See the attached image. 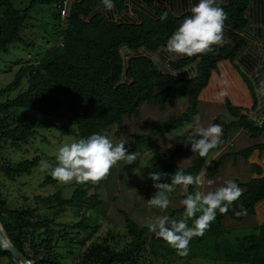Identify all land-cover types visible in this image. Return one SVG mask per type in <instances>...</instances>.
<instances>
[{"label":"trees","instance_id":"trees-1","mask_svg":"<svg viewBox=\"0 0 264 264\" xmlns=\"http://www.w3.org/2000/svg\"><path fill=\"white\" fill-rule=\"evenodd\" d=\"M146 1L155 9L156 16L142 15L140 22H116L102 12L105 7L103 0H81L69 4L65 18L61 15L62 0H31L24 9L16 7L14 0H0L2 51L9 52V46L18 42L29 46L22 32L30 18L29 10L37 4L51 6L52 22L56 29L55 44L40 58L21 65L14 80L0 89V96L5 97L20 89L24 82L27 84L13 98L6 96L0 100V148L2 142H9L20 148L38 135L39 129L51 128L81 139L93 133L107 135L116 126V135L121 138L126 133L127 118L140 117L144 104H150L164 112L173 95L187 98L186 109L154 124L147 133L133 134L125 147L129 152L139 155L143 145H153L158 138L162 139L176 128L194 124V118L199 113L200 94L208 85L212 72L220 61L234 59L243 47L244 40L234 34L222 47L214 45L207 53L171 61V69L164 72L155 64L151 54L166 47L168 39L191 12L176 16L168 9L158 8L153 0ZM112 2L116 13L127 9L126 0ZM214 6L223 8L227 19L237 30L244 29L248 22L246 11L249 0H229L227 4L216 3ZM165 14L166 19H162ZM193 61H197L195 75L179 73ZM17 107L32 109L49 117L60 116L67 111L76 128L50 120L23 121L13 115V110ZM227 109L228 118L220 115L214 119V124L222 126L223 135L221 143L210 150L208 156L200 157L196 153L187 167L179 165L180 157L191 148L188 141L193 132L179 135L177 143L154 155L152 172L162 175L161 183H171L172 174L178 170H183L186 174H200L210 161L211 154L226 144L233 128H244L257 140L264 135V129L256 125L249 116L241 114L238 107L228 102ZM256 149L263 152L264 141L222 153L211 160L205 176L208 179L216 177L228 159L234 158L236 162L241 158L248 160ZM40 160V156L17 162L3 160L0 174L9 180H16L22 174H32ZM250 168L254 173L262 174V168L257 163L251 164ZM57 183L59 182L48 174L41 185ZM236 184L242 189V194L229 206L226 213L220 214L217 210L216 219L204 234L221 237L225 232L223 225L227 218L239 222L255 215L256 205L264 200V177ZM146 185L154 188L150 178ZM99 186L100 181L80 183L68 198L59 189L50 195H37L35 200L51 210V215L37 217L32 208L9 207L0 179V221L11 243L34 260L35 264H63L58 251L60 242L68 239L67 246L71 247L79 242L85 243L79 235L93 227L92 213L104 201L98 192ZM195 191L196 185L188 186L187 193L182 198ZM69 207L76 208L81 213L80 220L73 223L57 222L58 216ZM119 211L123 215L126 237L129 239L124 247L119 248L111 243L108 238L113 240L115 236L109 232L103 241L92 242L75 264H142L148 243V253L161 256L174 253V250H163L161 246L165 241L158 239L155 234L149 236L147 225H140L129 212L122 209ZM183 213L182 205L180 208L170 209L169 217L179 220ZM188 224L191 227L192 221L188 220ZM71 229L76 230L75 234L72 235ZM200 238L194 237L190 243ZM0 257H8L11 264H16L12 261L11 254L5 252L1 245ZM213 257L234 264H264V222L257 224L250 232L237 235L234 241L222 244L216 242Z\"/></svg>","mask_w":264,"mask_h":264},{"label":"rangeland","instance_id":"rangeland-1","mask_svg":"<svg viewBox=\"0 0 264 264\" xmlns=\"http://www.w3.org/2000/svg\"><path fill=\"white\" fill-rule=\"evenodd\" d=\"M31 0H14L16 7L24 9L30 4ZM51 6L48 4H37L34 8L29 10L30 18L27 21L22 35H25L26 41L29 46L23 43H13L9 46V52H4L0 49V89L12 82L15 74L21 65L35 61L40 58L47 49L55 44L54 32L56 31L53 24V17L50 12ZM127 58L128 55L124 54ZM27 87L26 82L20 87L9 93V98L16 96L21 90ZM5 96V97H6ZM5 97L0 96V100ZM186 101L185 97L173 96L172 100ZM142 115L138 118L131 117L126 119V133L118 138L116 135L117 128L112 127L108 132L113 143L121 140H131L133 134H143L150 130L160 116H156L157 111L150 104L142 106ZM185 108V104L180 102H170L167 107V112L173 113L174 110ZM166 113V112H165ZM14 117L21 118L26 122H40L50 120L58 124H64L73 129L76 128L75 123L69 112L62 115L45 116L38 111L17 107L13 110ZM227 118L229 115H226ZM202 120V119H201ZM201 124V121H200ZM193 127L184 126L178 127L171 133L183 134L192 130ZM176 134H170L165 138L159 139L153 145H143L141 153L137 156L136 161L132 164H126L124 161L118 162L110 171V174L100 180L98 192L103 198V205L93 211V227L87 232H81L79 238L85 240L84 244L80 242L73 247L67 246L68 239L60 242L58 251L61 255L63 264H75L81 258L84 250H86L92 242L103 241L109 232L114 233L115 239H109L111 243L119 248L124 247L129 240L126 237L124 218L120 209L129 212L132 217L138 219L140 224L147 225L149 221L158 215L149 216L146 214L148 211V200L155 195L158 190L150 188L146 185L149 178V173L152 172L153 157L157 153L163 151L170 145L175 144ZM79 138L74 135L65 133L56 128L39 129V134L31 138L29 143L23 144L20 148L12 146L9 142H2L0 148V165L3 160L20 161L23 159H31L35 156H40L41 160L38 166L33 170L32 174H22L16 180H9L3 174H0L2 182V191L7 198V203L10 208H32L35 210L37 217H43L46 214L51 215V210L45 205L37 202L35 196H46L56 192L58 189L62 191L65 197H70L75 187L80 184L75 181L70 183H57L42 186L43 180L48 174H51L52 167L56 166V156L59 147L66 143H71ZM238 148V147H236ZM194 154V155H192ZM196 153H193L191 148L184 156L186 161L179 159V165L188 166L191 164L192 159ZM41 161H47L50 167L42 170ZM246 178V177H245ZM246 180V179H240ZM213 183L217 182V178L212 179ZM212 183V184H213ZM205 187V190H202ZM188 186L177 185L172 194H168L171 201L169 208L163 214H170V209L182 207L180 201L182 195L187 193ZM197 190L208 192L206 185L197 186ZM152 211H150L151 214ZM157 212L158 214H161ZM184 214V213H183ZM183 214L179 219L183 218ZM259 220H264V202L258 208ZM164 215V214H163ZM81 213L76 208H67V210L58 216L57 222L73 223L79 221ZM151 219V220H149ZM149 220V221H148ZM259 224L254 216H249L243 221H224L225 232L221 237L214 235L204 234L198 240L189 244V254L186 257H181L177 254L176 250L170 247L166 242L161 246L163 250L168 252V249L174 250V253L161 256L160 254L148 253L149 243L146 245L145 258L142 264H234L224 260L214 259V249L216 242L222 244L227 241H234L237 235L252 231L255 226ZM59 227V226H58ZM72 230V235L76 230ZM154 233L149 231V236ZM72 251V253H71ZM13 261V259H12ZM14 262V261H13ZM15 263V262H14ZM0 264H11L8 257H0Z\"/></svg>","mask_w":264,"mask_h":264},{"label":"clouds","instance_id":"clouds-1","mask_svg":"<svg viewBox=\"0 0 264 264\" xmlns=\"http://www.w3.org/2000/svg\"><path fill=\"white\" fill-rule=\"evenodd\" d=\"M105 7L111 10L114 7L112 0H103ZM216 0H199L191 7V15L183 19L178 29L174 31L166 43V50L178 56H194L212 50V46H223L227 43L224 36L227 14L223 8L214 6ZM162 19H166V14ZM196 121L195 131L189 138L193 153L200 157L208 156L210 150L217 148L223 135L222 126L209 124L200 126L199 118ZM193 127V125H189ZM127 140L113 143L106 134L93 133L87 138L74 140L59 147L56 156L57 164L51 169V176L60 183L99 182L105 179L111 169L120 161L132 164L138 153L129 152L125 147ZM47 161H41L42 170L48 169ZM149 178L153 187L158 191L148 200L150 207L166 212L171 203L168 194L175 190V186H202L205 184L204 173L198 175L186 174L178 170L171 176V183H161L162 175L150 172ZM212 180H207L211 185ZM242 189L232 180L216 188L214 191H195L187 194L180 201L184 206L183 218L171 219L169 215H159L147 223L150 232L158 239L165 241L176 250L181 257L189 254V244L194 237L203 236L211 223L216 219L217 210L220 214L228 211L229 206L239 198ZM197 213H200L197 215ZM192 221V226L188 224Z\"/></svg>","mask_w":264,"mask_h":264},{"label":"crops","instance_id":"crops-1","mask_svg":"<svg viewBox=\"0 0 264 264\" xmlns=\"http://www.w3.org/2000/svg\"><path fill=\"white\" fill-rule=\"evenodd\" d=\"M78 1L81 0H70V4ZM228 1L229 0H216V3L227 4ZM153 2L158 8L168 9L174 15L180 16L190 11L191 7L197 4L199 0H153ZM126 5L127 9L120 13H116L113 8L108 10L106 7L102 8V12H104V14H106L111 20L116 22H140L142 15L156 16L155 9L150 7L146 0H126ZM259 6H261V8ZM246 17L248 22L241 31L237 30L228 19L225 21L224 36L227 43L230 41L232 35L238 34L244 40V45L234 59H225L218 63L217 68L212 72L208 85L201 92L199 98V113L196 116L199 118V124L201 121L200 126L207 127L209 124H214V119L216 117L220 115L226 116L228 114V102L238 107L241 114L249 116L250 118L264 116V0H249ZM143 51L144 50H142V52ZM151 57L155 64L162 71L166 72L171 69V61L180 58H187L188 56H178L174 53L168 52L166 47H164L151 54ZM196 69L197 61H193L181 69L179 73L191 76L195 75ZM173 96L171 97L169 104L170 102L175 101L185 104V108L174 110V113L184 111L188 106L187 99L186 101H180L177 99L173 101ZM144 108H141V115ZM155 109L157 110L155 115L160 116L159 120L154 122L155 124L171 115V113L167 112L168 109L164 112L160 111L158 108H154L153 110ZM195 125L196 121L193 124L192 130L187 133L184 132L181 135L194 132ZM170 134L176 133L170 132ZM168 135L169 134L166 136ZM179 135L176 134L175 143H177V137ZM263 141L264 135L257 140L252 138L246 130H244V128L231 129L226 144L211 154L210 161L202 170L205 180L204 186L206 185L207 191H213L214 189L222 186L227 180H232L237 183L239 181H248L251 178L264 177V151L260 152L258 149L252 152L248 160L241 158L236 162L234 158L228 159L223 165L220 173L214 177L215 179L217 178L216 183L208 185L207 180H212L214 178L208 179L205 176L206 168L210 164L211 160L218 158L222 153L242 149L250 144ZM180 159H183V163L186 161L184 157H180ZM187 162L188 161H186V163ZM253 163H257L261 166L262 174L259 175L251 170L250 165ZM155 190L157 189L155 188ZM202 190H205V187H203ZM170 194H172V192ZM263 202L264 200L256 205V212L255 215H253L259 224L264 222V220H259L258 214V205ZM147 209L148 211L146 210V214L149 216H159L165 214H162L159 209L155 207L149 206ZM150 211H152L151 214ZM157 212H160L161 214H158ZM133 218L137 222L139 221L135 217ZM226 220L230 219L227 218Z\"/></svg>","mask_w":264,"mask_h":264},{"label":"water","instance_id":"water-1","mask_svg":"<svg viewBox=\"0 0 264 264\" xmlns=\"http://www.w3.org/2000/svg\"><path fill=\"white\" fill-rule=\"evenodd\" d=\"M0 245L5 252H9L16 264H35L34 260L29 259L18 247L11 243L4 227L0 221Z\"/></svg>","mask_w":264,"mask_h":264},{"label":"built area","instance_id":"built-area-1","mask_svg":"<svg viewBox=\"0 0 264 264\" xmlns=\"http://www.w3.org/2000/svg\"><path fill=\"white\" fill-rule=\"evenodd\" d=\"M69 4H70V0H62V2L60 3L61 15L63 18H65L68 15ZM252 119L256 125H258L264 129V116L257 117V118L252 117Z\"/></svg>","mask_w":264,"mask_h":264}]
</instances>
